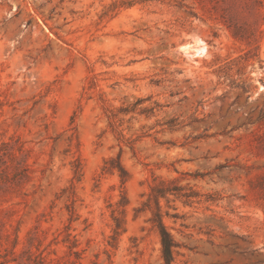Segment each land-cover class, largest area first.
Instances as JSON below:
<instances>
[{
	"label": "rangeland",
	"instance_id": "1",
	"mask_svg": "<svg viewBox=\"0 0 264 264\" xmlns=\"http://www.w3.org/2000/svg\"><path fill=\"white\" fill-rule=\"evenodd\" d=\"M127 1L0 0V264H164L153 178L173 264H264V0Z\"/></svg>",
	"mask_w": 264,
	"mask_h": 264
},
{
	"label": "trees",
	"instance_id": "2",
	"mask_svg": "<svg viewBox=\"0 0 264 264\" xmlns=\"http://www.w3.org/2000/svg\"><path fill=\"white\" fill-rule=\"evenodd\" d=\"M133 0H128L127 5H131ZM144 103L143 99H138L131 107L120 108L117 113H115L114 109H107L109 124L112 129L115 128V124L118 121V114L122 115H132L136 114L139 111V114H153L157 105L145 107L140 109V105ZM170 130H172L175 126L169 124L167 126ZM102 172L104 174H112L117 173L119 180L121 182V186L124 188L125 184L129 179V175L127 171L123 168L120 163L119 157L117 159L111 158L104 162L102 167ZM28 167L25 162V159L21 158V160L17 164V174L16 177L19 181L23 178H27ZM165 201L167 204L170 202L180 201L182 204L187 206H192L193 204L199 203L198 194L193 191L191 188H185L179 186L177 184V180H165L160 178H153L152 184L149 185V192L146 195V201L142 203L141 207L136 210V213L143 212L146 210L151 211V218L149 219L153 228L159 237L160 242V252L161 258L164 264H173L174 259V249L178 247V244L173 239L168 229L163 223V215L162 207L160 205L161 201ZM212 200V199H211ZM213 201V200H212ZM128 204L125 192L121 193V200L117 205V209L113 212V221L115 223L114 234L118 236L120 231L122 230V221L120 218L115 217V212L123 211V208ZM152 205L154 209L152 210ZM165 216H169L168 212H165ZM169 217L177 219L176 214H172ZM72 254L76 257L77 252H72ZM77 259V258H75ZM64 264H76L74 260H70L65 262Z\"/></svg>",
	"mask_w": 264,
	"mask_h": 264
},
{
	"label": "bare ground",
	"instance_id": "3",
	"mask_svg": "<svg viewBox=\"0 0 264 264\" xmlns=\"http://www.w3.org/2000/svg\"><path fill=\"white\" fill-rule=\"evenodd\" d=\"M204 51H205V47H199V48L195 49L193 56H196V57L201 56L204 53Z\"/></svg>",
	"mask_w": 264,
	"mask_h": 264
}]
</instances>
